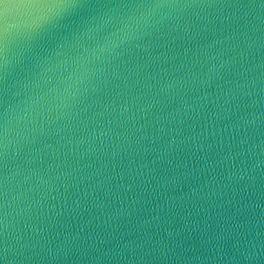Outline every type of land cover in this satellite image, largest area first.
Here are the masks:
<instances>
[{"label":"clouds","instance_id":"1","mask_svg":"<svg viewBox=\"0 0 264 264\" xmlns=\"http://www.w3.org/2000/svg\"><path fill=\"white\" fill-rule=\"evenodd\" d=\"M0 264H264V0H0Z\"/></svg>","mask_w":264,"mask_h":264}]
</instances>
